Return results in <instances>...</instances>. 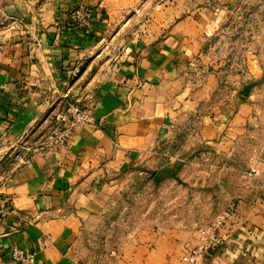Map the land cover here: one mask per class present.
Segmentation results:
<instances>
[{
    "label": "crops",
    "instance_id": "0c3cea01",
    "mask_svg": "<svg viewBox=\"0 0 264 264\" xmlns=\"http://www.w3.org/2000/svg\"><path fill=\"white\" fill-rule=\"evenodd\" d=\"M239 1L0 0V208H11L0 217V264H79L75 243L123 178L154 177L201 149L238 159L245 141L247 166L219 168L213 221L235 211L209 264H264V60L248 58L222 99L227 80L211 56ZM79 6L92 9L87 33L67 28ZM67 94H89L93 123L63 149L10 166L8 156L45 133ZM198 231L192 223L140 227L113 264H182ZM15 247L31 257L13 259Z\"/></svg>",
    "mask_w": 264,
    "mask_h": 264
},
{
    "label": "rangeland",
    "instance_id": "374dc122",
    "mask_svg": "<svg viewBox=\"0 0 264 264\" xmlns=\"http://www.w3.org/2000/svg\"><path fill=\"white\" fill-rule=\"evenodd\" d=\"M211 56L218 58L227 80L224 99L236 88V77L245 74L248 58L264 60V0H240L234 6L212 44ZM259 86H264V81ZM258 97L264 103V87ZM241 147L238 159L204 155V149L187 154L184 162L169 166V171L177 168V176L165 179L164 184H156L151 172H133L123 178L108 196L103 217L88 223L75 243L72 253L79 264H113V252L117 254L124 238L140 227L192 223L200 229L212 224L221 164L244 168L250 161L245 155L251 143L245 141Z\"/></svg>",
    "mask_w": 264,
    "mask_h": 264
},
{
    "label": "built area",
    "instance_id": "2783aa9c",
    "mask_svg": "<svg viewBox=\"0 0 264 264\" xmlns=\"http://www.w3.org/2000/svg\"><path fill=\"white\" fill-rule=\"evenodd\" d=\"M92 9L79 6L70 16V25L67 28L78 27L85 33L89 32ZM0 45V52L2 51ZM81 74V67L72 69L70 78L74 80ZM93 104L89 94H79L70 97L63 96L62 101L52 106L50 113V124L45 133L32 144H25L15 149L9 156V165L12 167L27 164L36 154H45L63 149L71 138L75 129L79 126L93 123ZM255 171V169H252ZM6 178L4 170L0 169V183ZM9 206L0 208V217L10 212ZM234 207H230L225 214L212 224L204 226L198 231L197 243L194 246H186L181 256L182 264H209L212 254L224 246L225 239L221 235L222 224L234 213ZM15 260H24L31 256L17 247L12 250Z\"/></svg>",
    "mask_w": 264,
    "mask_h": 264
},
{
    "label": "water",
    "instance_id": "95a60500",
    "mask_svg": "<svg viewBox=\"0 0 264 264\" xmlns=\"http://www.w3.org/2000/svg\"><path fill=\"white\" fill-rule=\"evenodd\" d=\"M176 176H177V168L176 167L173 169V171H169L166 169H160L154 175V182L156 184H159L160 182L164 181L165 179L175 178Z\"/></svg>",
    "mask_w": 264,
    "mask_h": 264
}]
</instances>
